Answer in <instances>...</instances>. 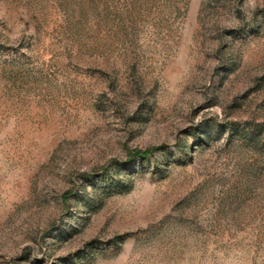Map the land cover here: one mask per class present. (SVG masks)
I'll list each match as a JSON object with an SVG mask.
<instances>
[{
	"label": "rangeland",
	"instance_id": "rangeland-1",
	"mask_svg": "<svg viewBox=\"0 0 264 264\" xmlns=\"http://www.w3.org/2000/svg\"><path fill=\"white\" fill-rule=\"evenodd\" d=\"M0 264H264V0H0Z\"/></svg>",
	"mask_w": 264,
	"mask_h": 264
},
{
	"label": "trees",
	"instance_id": "trees-1",
	"mask_svg": "<svg viewBox=\"0 0 264 264\" xmlns=\"http://www.w3.org/2000/svg\"><path fill=\"white\" fill-rule=\"evenodd\" d=\"M148 155H149V153H144V154H140V153H138V154H137V156H140V157H145V156L147 157Z\"/></svg>",
	"mask_w": 264,
	"mask_h": 264
}]
</instances>
